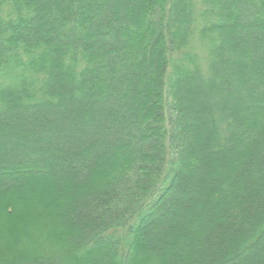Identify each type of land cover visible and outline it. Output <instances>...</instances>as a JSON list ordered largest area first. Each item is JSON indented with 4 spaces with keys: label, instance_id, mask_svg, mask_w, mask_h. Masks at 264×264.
<instances>
[{
    "label": "trees",
    "instance_id": "16d2710c",
    "mask_svg": "<svg viewBox=\"0 0 264 264\" xmlns=\"http://www.w3.org/2000/svg\"><path fill=\"white\" fill-rule=\"evenodd\" d=\"M0 264H264V0H0Z\"/></svg>",
    "mask_w": 264,
    "mask_h": 264
},
{
    "label": "rangeland",
    "instance_id": "374dc122",
    "mask_svg": "<svg viewBox=\"0 0 264 264\" xmlns=\"http://www.w3.org/2000/svg\"><path fill=\"white\" fill-rule=\"evenodd\" d=\"M70 86V91H73V85L71 84V85H69ZM104 109L106 110V111H109V112H114L115 110H116V107L115 106H112V110H111V107H104ZM77 117V118H76ZM80 118L78 117V116H76V115H70L69 117H67L66 118V120H69L70 121V124L71 125H74V124H76V123H74V122H76L77 120H79ZM56 124V123H55ZM58 124H61V123H57L56 125H58ZM56 127V126H55ZM16 134H28V135H31V133L29 132V131H25V132H15ZM50 134H53L52 132H49L48 133V135H50ZM95 135V134H94ZM94 135L92 134V136L91 137H94ZM91 141H93V140H91ZM14 143H16V142H14ZM2 152H3V150H2ZM12 152V151H11ZM11 152H10V154H11ZM103 153H95L91 158L92 159H94V160H96V158H97V156H100V155H102ZM25 160H21V159H19V158H16V159H13V157H11V156H9V155H5L4 157H2V162L3 163H5V165H6V163H8V165L9 166H13V165H15V164H21L22 162H24ZM27 161V160H26ZM97 161V160H96ZM28 162V161H27ZM61 168V167H60Z\"/></svg>",
    "mask_w": 264,
    "mask_h": 264
}]
</instances>
